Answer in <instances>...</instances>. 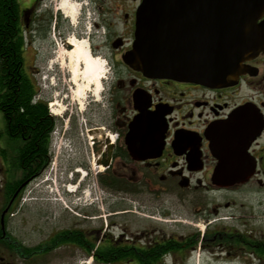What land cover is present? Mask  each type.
Masks as SVG:
<instances>
[{"label":"flooded vegetation","instance_id":"1","mask_svg":"<svg viewBox=\"0 0 264 264\" xmlns=\"http://www.w3.org/2000/svg\"><path fill=\"white\" fill-rule=\"evenodd\" d=\"M59 1L17 0L18 20L23 36L39 38L76 22L77 35L85 34L92 54L104 60L100 122L87 130L91 158L103 168L99 185L135 196L143 209L145 200H168L170 207L156 211L163 217L156 225L143 218L147 224L130 238L121 231L117 240L94 243L99 230L77 226L51 229L38 240L20 237L8 223L50 159L39 170L35 162L13 169L1 146L0 264H43L56 250L75 246L86 254L91 243L109 241L131 252L116 264H264V46L225 85L149 77L125 62L142 0H72L75 21ZM256 23L264 33V7ZM52 124L51 136L57 120ZM218 127L227 130L226 163L235 171L226 187L212 182L221 162L212 149L211 130ZM1 131L8 142L3 125ZM183 208L191 226L180 219Z\"/></svg>","mask_w":264,"mask_h":264},{"label":"rangeland","instance_id":"2","mask_svg":"<svg viewBox=\"0 0 264 264\" xmlns=\"http://www.w3.org/2000/svg\"><path fill=\"white\" fill-rule=\"evenodd\" d=\"M77 28L76 22L72 24L66 22L61 27L60 34L56 29L53 31L50 29V33L42 38L30 37L28 32L24 34L26 45L23 55L26 71L39 89L37 98L47 102L49 112L57 120V127L51 136V158L48 167L27 188L28 196L17 205L8 223V228L20 237L27 233L28 236L38 240L46 236L51 229L77 226L91 231L99 230L94 231L96 235L92 236L91 242L94 243L99 239L117 240L121 231L125 232L124 237L130 238L131 233L147 224H145L146 219L143 218L152 220L148 221V224L156 225V222L163 219L156 211L162 207H170L168 200L162 205L145 200L147 204L143 209L135 196L112 192L99 185L101 173L95 160L91 158L89 144L92 142L89 137L93 135L87 130L100 122V94L106 75V65L101 72L103 79L100 88L96 92L95 76L85 70L84 62L61 53L66 40L75 38L86 41L85 34L77 35ZM89 51L92 56L102 59L92 54L90 45ZM2 125L0 115V147H3L6 161H9L11 168L14 169L16 167L14 144L1 138ZM78 163H85L87 168L83 169ZM70 165L73 167L69 168ZM75 169H80L81 172L77 175L73 174L75 178L73 183L81 174H85L81 180L84 182L83 188L88 189L92 195L88 201L81 194H72V192L62 194L59 184H56L55 189L52 181H49L53 180L55 173L62 176L69 170L74 172ZM86 201L91 203L85 205ZM139 205L141 208H138ZM3 207V202L0 201V210ZM119 211L124 213H117ZM182 211L185 216L180 213V219L185 220L184 225L191 226L188 209L183 208ZM113 216L117 217L113 218ZM159 216L160 221L156 219ZM173 218L179 219V215L168 219ZM45 263L98 264L75 246L56 250L47 262H43Z\"/></svg>","mask_w":264,"mask_h":264},{"label":"water","instance_id":"3","mask_svg":"<svg viewBox=\"0 0 264 264\" xmlns=\"http://www.w3.org/2000/svg\"><path fill=\"white\" fill-rule=\"evenodd\" d=\"M263 7L264 0H142L125 62L149 77L225 85L264 46L256 23ZM211 133L221 160L212 182L226 187L235 173L226 163L227 130Z\"/></svg>","mask_w":264,"mask_h":264},{"label":"trees","instance_id":"4","mask_svg":"<svg viewBox=\"0 0 264 264\" xmlns=\"http://www.w3.org/2000/svg\"><path fill=\"white\" fill-rule=\"evenodd\" d=\"M18 14L17 0H0V115L8 143L14 144L15 168L24 162H35L39 170L50 159L55 118L49 113L47 102L37 98L39 89L26 71L25 41ZM86 255L94 263L111 264L129 258L131 252L109 241L102 245L91 243Z\"/></svg>","mask_w":264,"mask_h":264},{"label":"bare ground","instance_id":"5","mask_svg":"<svg viewBox=\"0 0 264 264\" xmlns=\"http://www.w3.org/2000/svg\"><path fill=\"white\" fill-rule=\"evenodd\" d=\"M59 9L62 10L71 21H75L78 13V5L72 0H60ZM69 46V49L67 48ZM61 53L68 56L69 58L76 57L84 62L85 70L94 75L95 91L97 92L101 85L103 76L101 72L104 70V63L102 59L94 57L90 54L89 45L84 39H69L63 43ZM98 73V75H97ZM91 140V136L89 137ZM98 171L103 170L102 166L97 167ZM78 172L80 171L77 170ZM71 190L72 187H71Z\"/></svg>","mask_w":264,"mask_h":264}]
</instances>
